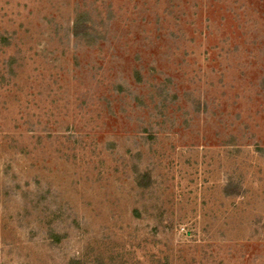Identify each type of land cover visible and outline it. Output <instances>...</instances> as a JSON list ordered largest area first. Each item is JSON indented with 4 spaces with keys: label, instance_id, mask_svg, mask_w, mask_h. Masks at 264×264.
Segmentation results:
<instances>
[{
    "label": "rangeland",
    "instance_id": "rangeland-1",
    "mask_svg": "<svg viewBox=\"0 0 264 264\" xmlns=\"http://www.w3.org/2000/svg\"><path fill=\"white\" fill-rule=\"evenodd\" d=\"M0 264H264V0H0Z\"/></svg>",
    "mask_w": 264,
    "mask_h": 264
}]
</instances>
